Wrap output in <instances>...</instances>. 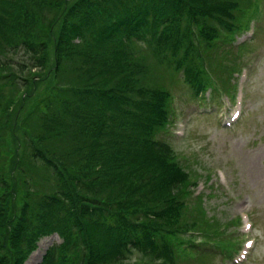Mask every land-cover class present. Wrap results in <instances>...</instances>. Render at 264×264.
<instances>
[{"label": "trees", "instance_id": "obj_1", "mask_svg": "<svg viewBox=\"0 0 264 264\" xmlns=\"http://www.w3.org/2000/svg\"><path fill=\"white\" fill-rule=\"evenodd\" d=\"M47 2L55 10L45 26L39 11ZM253 5V0H0V264H22L23 250H33L51 233L61 241L39 264H168L184 251L195 257L193 231L197 246L218 248L230 239L217 232L225 229L218 219L205 217L201 196L191 202L195 178L157 137L170 96L140 85L148 52L137 47L152 43V53L183 73L194 96L212 88L214 78L226 88L231 74L223 80L203 65L213 67L218 51L230 52L223 47ZM225 67L234 71L235 63L218 72ZM33 68L47 69L55 83L37 95L38 115L23 111L21 119L34 122V133L20 137L23 129L5 117L16 99L32 96ZM67 73L76 82H57ZM3 146L5 162L13 152L9 164ZM40 170L46 178L34 179ZM19 188L27 200L9 220L6 196L14 199ZM39 189L47 191L42 198ZM5 235L11 245L2 243ZM207 252L195 261L212 254Z\"/></svg>", "mask_w": 264, "mask_h": 264}, {"label": "rangeland", "instance_id": "obj_2", "mask_svg": "<svg viewBox=\"0 0 264 264\" xmlns=\"http://www.w3.org/2000/svg\"><path fill=\"white\" fill-rule=\"evenodd\" d=\"M73 1L75 0H68L70 3ZM253 1L260 10V17L248 28L235 32L236 42L242 41L241 47L232 48L226 45L232 49L231 52L211 61L213 67L203 65L205 70L214 72V77L217 73L224 76L223 80L230 74V77L232 76L226 85L229 87L228 92L217 95L214 99L209 98V92L205 94L204 99L195 97L184 80L179 78L182 73L161 63L152 53L155 48L152 43L137 47L141 53L148 52L142 59L146 71L138 77L140 85L148 88L155 86L172 93L174 113L172 112V123L168 126L172 134L168 135L166 132L163 137H167L166 140L172 145L174 153L178 154L191 177L195 178L197 187L192 188H196V194L199 193L202 197L200 200L205 217L218 219L220 224L225 225L224 230L217 229V232H230L238 239L236 251L232 254L233 259H221V255L211 254L204 255L195 262L199 255L195 259H188V255L184 254L178 258L176 264H264V0ZM42 7V13L39 11V15L46 26L55 9L51 8L49 2ZM249 16L247 14L243 19V26L246 21H250ZM251 31H254L252 37ZM249 37L251 38L246 39ZM53 44L54 41L50 39L49 51ZM8 56L12 57L10 54ZM52 56L48 61L50 67L53 66ZM230 62L235 63L234 71L225 67L223 74L218 72L222 66H229ZM65 64L70 66L68 62ZM51 75L47 69L30 70L28 78H32L34 83L32 96L25 97V102L16 99L11 106V115L5 117L10 122L16 121L17 128L23 129L18 130L20 137L25 135L24 131L33 135L34 122L31 124L21 117L25 115L23 111L29 108L39 114L37 95L55 83L53 77L49 78ZM70 77L71 73L63 74L57 82H76V79ZM213 84L215 88L222 86L215 78ZM1 89L2 87L0 91ZM2 151L5 162L4 146ZM12 153L8 154L5 164H9L8 159L10 160ZM43 178H46V171H35L34 179ZM17 190L14 199L12 196H6V214L10 217L9 220L15 210L17 214L20 204L27 200L22 198L25 197L22 188ZM36 193L38 198H42L47 191L39 189ZM231 222H235L233 226ZM245 224H249L250 228H245ZM10 238L5 235L2 243L8 242L11 245ZM248 239L252 244L245 247L243 242ZM60 241L61 237L55 234L41 236L33 250L22 249L25 255L22 264H39L44 253ZM233 246L234 243L231 247ZM136 263L139 262H134Z\"/></svg>", "mask_w": 264, "mask_h": 264}, {"label": "snow or ice", "instance_id": "obj_3", "mask_svg": "<svg viewBox=\"0 0 264 264\" xmlns=\"http://www.w3.org/2000/svg\"><path fill=\"white\" fill-rule=\"evenodd\" d=\"M249 246H251V243H249Z\"/></svg>", "mask_w": 264, "mask_h": 264}]
</instances>
